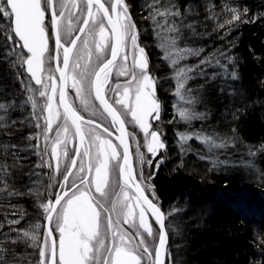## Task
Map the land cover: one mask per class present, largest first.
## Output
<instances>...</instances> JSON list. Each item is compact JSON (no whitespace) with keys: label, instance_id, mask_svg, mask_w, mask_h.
I'll return each instance as SVG.
<instances>
[{"label":"trees","instance_id":"16d2710c","mask_svg":"<svg viewBox=\"0 0 264 264\" xmlns=\"http://www.w3.org/2000/svg\"><path fill=\"white\" fill-rule=\"evenodd\" d=\"M124 1L157 81L162 120L169 122L152 186L163 212L171 213L165 221L171 264H264V0ZM159 33L174 39L191 69L185 93L194 99L196 118L185 125L226 147L210 151L196 139L179 144L175 130H183L169 129L179 126ZM17 44L0 17V103L7 106L0 110V166L8 168L7 175L0 172L8 185L2 190L0 183V262L39 264L49 183L25 52ZM37 223L36 239L25 237Z\"/></svg>","mask_w":264,"mask_h":264},{"label":"snow or ice","instance_id":"6c2138e0","mask_svg":"<svg viewBox=\"0 0 264 264\" xmlns=\"http://www.w3.org/2000/svg\"><path fill=\"white\" fill-rule=\"evenodd\" d=\"M87 6V13L82 21V25L79 28L81 33L85 32V28L90 24L98 26L99 32L97 33L99 39L95 40L96 52L98 54L97 59L103 57V62L99 65L98 69L89 72L88 75L93 77L90 80V87L94 90L95 98L99 101L103 111L107 113L111 118L112 126H118L120 132L119 140L120 145L123 146L122 162L121 153L118 148L113 145L110 140L103 139L100 136H95L93 143L99 142L98 156L96 159L95 176H84L81 178L82 188L77 187L73 192L72 188L75 185H68L67 181L72 175L71 168H67V175H64V183L60 184V191L55 192L54 201L42 203L41 207L45 213V219L48 222V227L45 232L46 244L39 249L40 261L39 264H142L144 260L143 254L139 253L138 248L143 249V253H146L151 261V264H171L170 254L166 251L168 233L166 231L167 225L165 223L167 215L161 207L158 206L152 199H149L144 195V189L140 183H134L136 177L133 175L132 164L129 160V150L126 137L128 133L125 128V119L122 113L116 105H120L123 109L127 110V114L131 115L132 121H134L139 128L145 133V146L148 153H151L153 157L157 155L159 148H163L164 144L160 140L158 131H153L152 124L149 121V117L153 119L160 118V104L154 98L153 82L152 78L147 72L148 63L147 58L144 55V49L139 48L137 45V36L135 34L136 26L131 22V17L128 15L127 5L124 0H112L111 6L106 7L102 0H84ZM66 3H60V11H56V0H0V17L9 21V26L14 36L18 38L22 44H17V47L26 49L29 55L22 56L24 64L27 65V72L37 85L44 84V78L41 76L43 71L44 56L46 52L50 51L49 42L54 37L55 39V55L52 57L60 62V50L62 49V64L63 68L57 67V71L60 73V87H59V105L63 107V119L67 122L70 121L71 125L75 128V134L80 137L81 143H84V133L82 131V124H91L93 121H85L84 118L77 114V112L66 103V97L64 93V83L68 79H73V87L76 88L77 94L81 92V85L84 83V73L80 74V78L77 79L74 76H70L68 69L72 66L73 50L76 47L77 40L80 39L77 36L70 42L71 46H68L62 41V31L65 30L63 23V17L65 16L64 8ZM72 6L76 7V2L73 0ZM52 9L51 33L46 32L44 27L45 15L48 9ZM95 9V11H94ZM246 11V10H245ZM102 14V16L100 15ZM159 15H178L179 13H161L157 10ZM234 20H239V15L233 16ZM107 21L105 25L104 21ZM110 28V34L106 35V32ZM70 31V27L68 29ZM94 29H89L93 31ZM170 31H178L174 27H169ZM9 40H14L13 36L8 37ZM131 41V45L134 49L138 48V54H133L132 64V81H135V102L132 103L129 100L130 88L126 87L121 94L119 89L116 90V98L111 102L105 93V84L107 78L112 71V67L122 58L125 62L128 59V53L125 51L121 56L122 48L126 47L128 41ZM111 41V43H109ZM85 47L88 45V41H84ZM174 45V39L170 44H166L164 51L166 56H170L169 47ZM110 52V58L108 53ZM175 63V61H173ZM219 63V62H218ZM79 67V65H74ZM139 69V76L135 74V70ZM191 69H178L177 76L180 78L178 82V91L184 88L183 81L187 79L186 72ZM121 75L128 74V70L124 69L120 72ZM233 79L236 78V74L233 73ZM48 80H52L51 89L52 95H48L46 91H39L40 97H47V103L43 107V112L47 113L43 118L45 119L47 127L45 132L52 130L53 120L60 116L58 111L53 110V99L57 90V85L52 76L47 77ZM31 91V89H29ZM183 98V97H182ZM186 103H194V99L188 97ZM33 107L39 106L33 102ZM0 110L7 111V106L4 103H0ZM179 116L181 119L190 120L196 118L195 114L187 109H180ZM37 127H40L38 124ZM96 127H100L99 124ZM65 133L68 132V128L63 129ZM104 131L109 136L112 132L108 128H104ZM150 137V138H149ZM182 141L189 139L190 137L181 134ZM201 142L206 144L211 151L213 148H224L227 146V141L221 140L217 143L218 138L212 136H200ZM47 140L48 137L45 136ZM64 143V140L60 139V132L57 131V139L53 142L51 147L52 158L57 160V170H59V154L58 146ZM110 150V155H109ZM65 155L67 153L65 152ZM84 156H89V152L86 149L83 153ZM141 164L152 165L153 159H146L143 154L139 157ZM116 161V164L111 165L110 162ZM162 160H156V167ZM76 160H72V166L75 167ZM119 170V178L123 181V187L121 192L117 193V200L113 201V210L117 205H122L124 209V224H129V218H132L131 227L136 229L135 235L139 237V244L136 248L131 247V241L127 238V233L120 232L119 229L113 231L115 227L111 218L107 219V225L105 228L102 213L100 209L108 211L104 208V204L99 201L95 196L89 194L90 186H94L97 193L101 196H108V192L105 189L109 185V173ZM80 171L83 172L84 168L81 165ZM91 171V167L89 168ZM0 172L7 175L8 168L6 165L0 166ZM140 178L143 179V173L141 170ZM151 177H149L150 179ZM3 183L4 188L7 190L8 185L6 180H0ZM134 187L136 191L135 200L136 204L124 203L130 200L129 193L125 191V188ZM67 189V190H65ZM12 195V192L8 193ZM59 206V207H57ZM139 209L138 213V227L135 217V209ZM151 213L155 219L158 228H155L152 223L146 219V214ZM55 219V228L51 227L53 220ZM15 224L18 221H11ZM119 221H117V224ZM41 225L39 223L32 225L30 230L25 231L23 235L29 237L32 240L36 239V234L39 232ZM142 229L144 233H147V237L152 238L153 244L150 245L146 237L139 231ZM102 230L112 232L113 242L111 246H105L104 241L100 239ZM15 231V229H14ZM59 233V242L57 246V240L54 233ZM118 238V239H117ZM50 241V243H48ZM95 241V243H93ZM264 242V241H262ZM101 248L107 255L101 253ZM167 257V259H166ZM2 264V262H0Z\"/></svg>","mask_w":264,"mask_h":264},{"label":"rangeland","instance_id":"374dc122","mask_svg":"<svg viewBox=\"0 0 264 264\" xmlns=\"http://www.w3.org/2000/svg\"><path fill=\"white\" fill-rule=\"evenodd\" d=\"M107 5H111L112 0H103ZM73 0H56V11L59 12L60 9V3H66V7L63 9L65 12V16L63 17V23L65 26V30L62 31L61 37L62 41L70 45L71 40L75 37L77 34V31L82 26V21L84 17L86 16V10L87 6L84 0H75L76 7L72 6ZM125 3V1H124ZM126 4V3H125ZM127 5V4H126ZM128 8V6H127ZM95 11V9H94ZM101 15V14H100ZM128 15H129V9H128ZM102 16V15H101ZM51 17H52V9L49 8L45 15L44 20V26L46 28V31L48 33H51L52 25H51ZM131 22L135 24V34L137 36V45L139 48H143L139 41H138V32H137V25L136 23L131 19ZM105 25H107L106 21H104ZM70 27V31L68 30ZM89 29H94L93 31H89ZM99 32L98 26L89 25L86 27L85 32L80 35V39L77 40L76 47L73 50V58H72V66L69 67L68 73L70 76H74L77 79L80 78V74L84 73V83L81 85V92L78 95L76 88H74L72 85L74 83L73 79H68L64 83L65 87V96L72 104L71 106L78 111V113L84 118L85 121H93V123L88 124L84 123L82 124V130L84 133V143H82V146L78 148V136L75 134V128L71 125L70 121H65L63 119V107L59 105V87H60V81H59V72L56 70L58 66H62V49L60 50V62H58L56 59H53L52 57L55 55V52L52 51L55 49V39L54 37L49 42V48L50 51L45 53L44 56V64H43V71L41 73V76L44 78V84L43 85H37L34 84L33 81L30 78L31 86H29V94L31 99V106L32 109L35 112L36 115V121L37 125L39 124L40 127H37L38 129V146H39V159L40 163L45 167L47 176H48V198L47 202L54 201L55 199V192L60 191V184L64 183V175H66L67 168H70L72 166V160L74 158L75 152L77 149H79V155L76 159V165L72 169V175L69 177V180L67 181L68 185H75V187L72 188V191L75 192L77 187L82 188L81 185V178L84 176L88 177H94L95 176V167H96V157L98 156L99 152V142L97 141L95 144L93 143V140L95 136H100L103 139L110 140L114 146L118 148V151L121 153L122 158V150L120 147V144L117 139V132L115 127L112 126V122L110 118L107 116V114L103 111L102 107L99 105V103L94 99V96L92 95V89L90 87V80L92 79L91 76L88 75L89 72H93L97 69V67L103 62V57L101 59H97V52H96V46H95V40H98L99 37L97 33ZM110 34V28L106 32V35ZM158 46L160 51L162 52V58L167 62L168 64V75L167 77H170L171 81L174 83V91H173V102L171 104V111L172 116L176 120L179 127H176L175 125L171 126L169 129H182L183 131L175 130V135L177 137V140L179 141V144H185L190 139H196L197 141H201L199 138L201 133H197L194 131H190V128H187V123H190L193 119L185 120L181 119L179 116V110L180 109H187L190 112L194 113L193 110L190 107V104L186 103L187 95L185 93V84L188 81L190 77V71L186 72V77L183 81L184 88L179 89L178 91V82L180 81V78L177 76V70L178 69H189L187 67V64L185 62V57L187 56L183 50H180L175 44L171 47H169L170 56H166L164 47L166 44H170L172 39L170 38V35L168 33H159L158 34ZM88 41L87 47L84 45V41ZM111 43V41H109ZM144 49V48H143ZM24 51V50H23ZM128 53V59L125 62L122 58L118 59V61L115 63V65L112 67V71L110 72L107 83L105 84V93L110 101H112L114 98H116V90L119 89L120 93H123L124 88L128 87L130 88L129 93V100L134 103L135 102V81H132V64H133V54H138V48L134 49L131 45V41L129 40L126 44V47L122 48L121 56L124 52ZM25 52V51H24ZM109 54V53H108ZM28 53L25 52L24 56H27ZM144 55L147 58L148 63V74L151 73L154 75V73L150 70L149 66V60L147 57V54L144 49ZM185 55V56H184ZM175 61V63H173ZM24 63V62H23ZM74 65H79V67H74ZM128 70V74L121 75V70ZM24 70L27 73L28 76L29 73L27 72V65L24 64ZM140 70L136 69L135 74L139 76ZM52 76L53 79L56 82L57 90L54 95L53 99V110L58 111L60 113V116L53 120L52 123V130L45 132V128L47 127L44 116L47 115V113L43 112V107L47 103V97H40L39 91H46L48 95H52V89L51 84L52 80H48L47 77ZM155 76V75H154ZM158 91V90H157ZM155 99L157 101L160 100V96H158V93L154 94ZM183 97V98H182ZM33 102H35L39 107L34 108ZM116 107L122 111V113L126 114L127 118V124L129 125V138L131 143V154H132V163L134 166V171L136 174V177L140 184L142 185L143 189L145 190L146 194L149 196L150 199L155 201L156 196L153 190L152 186V177L154 176L157 167L155 164L156 160H162V153L165 151V142H164V129H168L169 122H164L161 120V123L156 125L154 128L152 127L151 130L158 131L160 140L164 144V148L158 149L157 155L155 157L152 156L151 153H148L147 147L145 146V133L139 128V126L132 121L131 115L127 114V110L123 109L120 105H116ZM162 107V103H161ZM99 124L100 127H96V125ZM185 125V126H183ZM67 127L68 132L65 133L63 129ZM104 128H108L109 131L112 132V135L109 136L107 132L104 131ZM60 132V139L64 140V143L60 144L58 146V154L60 157L59 160V170H57V160L52 158L51 154V147L53 142L57 139V131ZM181 134H185L189 136L190 138L187 140L182 141L180 138ZM45 136L48 137V139H45ZM150 138V137H149ZM204 144V143H203ZM205 145V144H204ZM207 146V145H205ZM208 147V146H207ZM88 150L89 156H84L83 153L85 150ZM65 152L67 155H65ZM143 154L146 159H153L154 163L150 166L146 163L141 164L140 162V155ZM110 155V150H109ZM163 162V160H162ZM161 162V163H162ZM160 163V164H161ZM116 164V161L110 162V168L111 165ZM159 164V166H160ZM81 165L84 168V171H80ZM91 167V171H89V168ZM143 173V179L140 178V173ZM149 177H151L149 179ZM123 187V182L119 178V170L116 169L115 172L109 173V185L105 189L106 192H108V196H101L99 193L96 192L94 186H90L89 188V194L91 196H95L99 201H101L104 204V208L108 209V211H104V209H100L102 213V218L104 221V225L106 228L107 225V219L111 218L114 224L113 231H116L119 229L120 232L127 233V238L131 241L130 246L136 248L139 244V237H136L135 232L136 229H133L131 227L132 224V218H129V224H124V215L123 212L126 210L123 208L122 205H117L115 210H113V201L117 200L119 197H117V193L121 192V188ZM67 190V189H65ZM125 191L129 193L130 200L125 201L124 203H131L132 205L136 204L135 200V194L130 188H125ZM59 207V206H57ZM135 217L137 221V227H138V213L139 209H135ZM146 219L154 225L155 228H158L154 218L147 213ZM117 221L119 223L117 224ZM51 227L55 228V219L53 220V223ZM139 231L142 233L144 237H146L149 241V244L152 245V238L147 237V233H144L142 229H139ZM45 213H44V231L41 234V247H44L46 244L45 240ZM55 238L57 240V246L59 242V233H54ZM100 239L104 241L105 246H111L113 242V236L112 232L102 230ZM118 239V238H117ZM50 243V241L48 242ZM95 243V241H93ZM139 253L143 254L144 260L142 261V264H151V261L146 253H143L142 248H138ZM101 253L103 255H107V253L104 251V248H101ZM39 259L40 257V251H39ZM101 264H102V258H101Z\"/></svg>","mask_w":264,"mask_h":264},{"label":"water","instance_id":"95a60500","mask_svg":"<svg viewBox=\"0 0 264 264\" xmlns=\"http://www.w3.org/2000/svg\"><path fill=\"white\" fill-rule=\"evenodd\" d=\"M83 26V25H82ZM82 33L78 30V32H77V34L75 35V37L73 38V39H75L77 36H79L80 37V35H81ZM17 40H18V38H16ZM18 42L20 43V44H22V42H20L19 40H18ZM69 46H71V45H69ZM25 52H27L26 51V49H23ZM29 55V54H28ZM108 58H110V55H109V57ZM61 68H63V65H62V67ZM30 78H31V76H30ZM31 80L33 81V83L34 84H36L35 83V81L31 78ZM59 80H60V73H59ZM61 83V82H60ZM63 86H65V85H63ZM64 93H65V87H64ZM93 96H94V98H95V93H94V90H93ZM66 97V96H65ZM95 100H96V98H95ZM97 101V100H96ZM65 102L66 103H68V104H70L69 102H68V100H67V98H66V100H65ZM98 103H99V101H97ZM100 105V104H99ZM72 107V106H71ZM73 108V107H72ZM74 109V108H73ZM103 109V108H102ZM107 114V113H106ZM111 119V118H110ZM125 128H126V131H127V133H129V131H128V129H127V127L125 126ZM83 131V130H82ZM116 132H117V139H118V142H119V144H120V140H119V136H120V132H119V130H118V126H116ZM126 140H127V143H128V150H129V160H130V163L132 164V168H133V175L136 177V174H135V171H134V167H133V163H132V154H131V146H130V138H129V134H128V136L126 137ZM78 148H80V146H82V143H81V139H80V137L78 136ZM120 147H121V150H122V154H123V151H124V149H123V146H121L120 145ZM78 155H79V149H77V151L75 152V155H74V159L76 160L77 159V157H78ZM121 162H122V158H121ZM71 168V170L73 169V166H71L70 167ZM66 175H67V173H66ZM122 181V180H121ZM123 182V181H122ZM134 183H140L139 181H138V179H137V177H136V180L134 181ZM142 186V185H141ZM143 188V187H142ZM130 189L133 191V193L136 195V191H135V188L134 187H130ZM144 195H146L148 198H149V196L146 194V192L144 191ZM150 199V198H149ZM155 202V201H154ZM156 203V202H155ZM158 204V203H157ZM158 206H160L159 204H158ZM163 211V210H162ZM149 214L151 215V213L149 212ZM152 216V215H151ZM154 221H155V219H154ZM47 227H48V222L46 221V219H45V228H46V230H47ZM157 227H159L158 225H157ZM167 231V230H166ZM168 242V241H167ZM167 247V246H166Z\"/></svg>","mask_w":264,"mask_h":264},{"label":"flooded vegetation","instance_id":"af4514ba","mask_svg":"<svg viewBox=\"0 0 264 264\" xmlns=\"http://www.w3.org/2000/svg\"><path fill=\"white\" fill-rule=\"evenodd\" d=\"M102 2L105 4V6L106 7H109L110 8V6L111 5H107L103 0H102ZM112 3V2H111ZM86 12H87V10H86ZM102 15V14H101ZM106 21V20H105ZM106 23H107V21H106ZM45 27V26H44ZM46 29V28H45ZM86 29V28H85ZM111 31V30H110ZM47 32V31H46ZM78 32V31H77ZM83 34V33H82ZM81 34V35H82ZM122 51V50H121ZM109 55H110V52H109V54H108V57H109ZM115 65V64H114ZM99 67V66H98ZM98 67H97V69H98ZM96 69V70H97ZM149 75H150V77L152 78V82H153V90H154V94H156V92H157V81H156V78H155V76L154 75H152L151 73H149ZM93 78V77H92ZM60 81V80H59ZM92 95H93V90H92ZM155 98V97H154ZM95 99V98H94ZM68 100V99H67ZM157 100V99H156ZM68 102L70 103V101L68 100ZM111 102V101H110ZM158 103L160 104V118L157 120V119H153V118H151V117H149L148 119H149V121H150V123L152 124V127L154 128L156 125H158V124H160L161 123V120H162V107H161V102L158 100ZM70 105H72L71 103H70ZM75 111H76V109H74ZM121 111V110H120ZM77 112V114L78 115H80L79 113H78V111H76ZM122 112V111H121ZM81 116V115H80ZM108 116V115H107ZM110 118V117H109ZM123 119H125V121H126V123H125V126L127 127V129H129V125L127 124V118H126V114L123 116ZM111 120V119H110ZM157 127V126H156ZM115 129H116V127H115ZM129 131V130H128ZM130 145H131V143H130ZM164 148V147H163ZM159 149H162V148H159ZM158 152V151H157ZM74 159V158H73ZM64 181V180H63Z\"/></svg>","mask_w":264,"mask_h":264},{"label":"bare ground","instance_id":"6f19581e","mask_svg":"<svg viewBox=\"0 0 264 264\" xmlns=\"http://www.w3.org/2000/svg\"><path fill=\"white\" fill-rule=\"evenodd\" d=\"M14 34V33H13ZM60 68L62 67V66H59ZM133 158V157H132ZM134 167V166H133ZM145 191V190H144Z\"/></svg>","mask_w":264,"mask_h":264}]
</instances>
